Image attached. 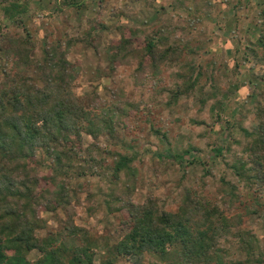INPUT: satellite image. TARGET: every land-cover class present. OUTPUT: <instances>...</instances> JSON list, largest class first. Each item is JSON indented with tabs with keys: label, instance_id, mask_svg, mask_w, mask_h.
<instances>
[{
	"label": "rangeland",
	"instance_id": "374dc122",
	"mask_svg": "<svg viewBox=\"0 0 264 264\" xmlns=\"http://www.w3.org/2000/svg\"><path fill=\"white\" fill-rule=\"evenodd\" d=\"M15 1L21 6L26 5L28 9L22 18L24 25L11 21L5 22V25L11 30L25 26L32 31L38 41L34 53L36 58L41 57L43 48L55 38L65 40L85 37L89 20L102 22L106 26L101 33L98 52L79 43L71 50L68 59L82 66L74 90L94 112L99 113L102 107L107 108L111 104L113 92L119 95V102L125 100L140 105V111L134 113L127 123H117L115 138L101 135L97 139L99 152H102H98V158L107 156V150L135 158L138 178L131 190L130 201L138 206L151 201L161 214H177L183 205L182 192L195 190L210 202L211 207L217 206L227 217L240 213L243 215L241 226L221 230L217 238V247L220 253H225L226 260L237 262L247 259L245 252L240 250L242 248L237 235L246 239V235L251 234L258 241L259 252L255 254L262 260L255 264H264V186L250 190V186L229 169L228 165L236 158L244 157L247 160L244 148L249 140L240 128L225 127V121L229 119L235 125L254 131L259 123L258 112L264 108V50L258 49L259 58L251 60V63L236 58L230 52L231 47L244 50L256 43L260 32L258 29L255 34L251 20L258 18V14L264 10V0H243V9L240 10L243 19L237 29L231 0H217L219 7L211 16H207L205 7L200 8V14L194 15L196 6L190 2L182 4V0H79L82 8L78 7L75 12L65 5V0ZM236 1L233 0V3ZM198 16L202 22L197 29L180 33L191 41L193 47L203 49L200 60L205 76L194 92L179 96L176 104L172 102V97L185 91L193 56L185 54L178 63L162 66L161 74L156 78L151 77L150 73L137 74L140 58L134 57L107 76V47L121 41L131 29L152 34L164 21L172 22L175 27L179 24L180 27ZM220 25L225 29L221 30ZM0 45L6 50L7 39L0 36ZM5 53L0 50V69L8 60ZM235 62H239L241 67H251L249 72L241 71V78H238L233 67ZM99 69L103 73L101 77ZM34 74L32 72V76L36 77ZM212 95H216V98L213 99ZM226 95H229L228 99ZM214 105L218 110L212 114ZM218 116L222 117V124H218ZM217 125H223L227 136L217 132ZM84 142L82 158L76 164V174L72 178L60 177V181L69 183V188L76 196L80 187L86 185L88 192L80 195V206L68 203V199L63 196H54L58 197L55 199L45 195L49 201L45 200L37 211L42 219L44 228L41 235L44 238L52 232L74 247L82 243L80 239L67 237V228L74 224L85 229L89 233L94 258L99 263L107 260L110 249L127 235V210L126 205L120 207L118 204L106 203L105 194L112 172L93 166L88 153V145L93 143V139L86 135ZM220 145L230 149H226L223 156L215 157L212 150ZM188 148L194 149V164L173 159ZM39 160L40 165L36 167L41 176L50 175L51 170H55L54 162L46 155L40 154ZM206 169L208 175H205ZM55 184H46L43 189L47 187L55 191ZM231 186L240 195V202L237 203L239 210L229 205L230 196L226 192L232 191ZM90 194L93 198L88 199ZM88 207H91V212ZM119 207L124 209L117 211ZM41 256L39 251L34 250L28 258L37 261ZM143 262L162 264L149 254H146ZM115 264L134 262L119 258Z\"/></svg>",
	"mask_w": 264,
	"mask_h": 264
},
{
	"label": "trees",
	"instance_id": "16d2710c",
	"mask_svg": "<svg viewBox=\"0 0 264 264\" xmlns=\"http://www.w3.org/2000/svg\"><path fill=\"white\" fill-rule=\"evenodd\" d=\"M231 1L230 4L235 9L237 29L243 19V13L240 14L243 0L235 3ZM64 2L71 11L82 8L79 0ZM181 2L194 4V15L200 14V8L205 7L207 16H211L219 7L217 0ZM27 10L26 5L21 6L15 0H0V36L8 41L6 50L0 45V50L6 52L4 56L8 57L0 69V264H115L119 258H128L134 264H144L146 254L154 256L162 264L262 262L255 254L259 252L258 241L251 234H247L246 239L237 235L242 248L240 250L245 252L247 259L237 262L226 260L225 253H220L217 247V238L221 230L241 226L243 215L240 213L227 217L217 206L211 207L210 202L195 190L182 192L183 205L177 214H161L151 201L142 206L130 201L131 190L138 178L135 158L108 150L105 152L107 156L98 158L100 149L97 139L101 135L115 138L117 123L132 119L134 113L140 111V105L125 100L119 102V95L113 92L111 104L107 108L102 107L99 113L94 112L87 101L80 99L74 90L75 82L81 76L82 66L79 62L73 63L68 59L71 50L79 43L98 52L101 33L106 26L102 22L89 20L85 37L65 40L55 38L43 48L41 57L36 58L34 53L38 41L32 31L25 26L11 30L5 25L7 21L24 25L22 18ZM251 21L255 34L258 29L260 32L256 43L244 50L241 47L230 49L236 58H241L246 63L258 59V51L264 50V10L258 14V18ZM200 22L202 18L199 16L180 27L179 24L175 27L172 22L164 21L152 34L131 29L127 36L123 35L121 41L113 42L107 47V76L134 57L140 58L137 74L150 73L151 77L156 78L161 74L162 66L178 63L185 54L193 56L185 91L172 97V102L176 104L179 96L194 92L205 76L200 60L203 49L193 47L191 41L180 33L197 29ZM220 29L225 28L220 25ZM233 67L238 78H241V71L249 72L251 68L241 67L239 62H235ZM32 72H35L36 77L32 76ZM98 74L100 77L103 74L100 69ZM212 96L213 99L216 98V95ZM217 108L214 105L212 114ZM258 115L259 123L254 131L235 125L229 119L225 121V127L240 128L249 140L244 148L247 160L238 157L231 165H226L235 176L250 186V190L264 186V108L259 110ZM220 117L217 119L218 124L223 122ZM222 126L217 125L216 130L227 136V130ZM86 135L93 139V143L88 145L93 166L112 172L105 194L106 203L118 204L120 207L126 205L127 210L126 227L124 226L128 231L127 235L110 249V257L99 263L94 258L89 233L85 229L74 224L67 228V237L80 239L82 243L74 247L52 232L44 238L41 235L44 228L42 219L37 211L46 200L45 195H51L55 199L58 197L54 196H63L68 199V203L80 206V195L88 192L86 185L80 187L76 196L69 188V183L60 181V177L72 178L76 174V164L82 158ZM226 149L230 148L216 146L212 153L215 157H221ZM192 150L194 149L188 148L173 159L180 163L187 160L188 164H194ZM40 154L54 162L55 170H51L50 175L41 176L38 173L36 165H40ZM206 170L205 175H208V169ZM54 182L57 190L47 187L43 189L44 185ZM230 188L232 191L226 192L230 196L229 205L238 208L240 195L232 186ZM91 198L93 196L90 194L88 199ZM48 201L47 198L46 202ZM120 207L117 211L124 209ZM88 211H92L91 207H88ZM34 250L42 254L37 261L28 258Z\"/></svg>",
	"mask_w": 264,
	"mask_h": 264
}]
</instances>
